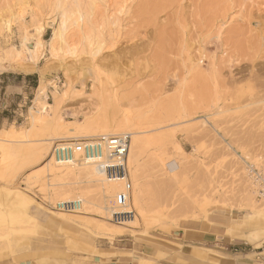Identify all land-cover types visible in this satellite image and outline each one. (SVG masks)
<instances>
[{
  "label": "rangeland",
  "instance_id": "1",
  "mask_svg": "<svg viewBox=\"0 0 264 264\" xmlns=\"http://www.w3.org/2000/svg\"><path fill=\"white\" fill-rule=\"evenodd\" d=\"M43 2V56L32 71L0 67V91L4 92L2 81L26 80L19 115L12 112L15 103L0 107V138L7 129L26 130L28 108L40 81L57 82L58 92L66 93L58 111L63 122L29 131L31 143H13L18 150L6 158L1 157L0 147V160H4L0 188L28 186L34 200L53 210L40 198L38 188L23 183V178L41 170L38 153L43 152L39 151L43 139L63 126L86 121L89 107L97 106L93 113L105 109L110 124L124 113L133 115L153 138L139 164L149 189L145 197L154 205L137 228L127 222L123 235L109 239L95 231L89 216L68 215L73 224L63 226L50 221L44 211L32 209V217L26 220L15 206H8V195L0 203V264H224L229 243L223 235L226 227H238L240 220L254 215L245 209L240 194L245 168L251 164L253 170L264 171V0H128V11L118 16L119 29L111 27L108 10L98 17L104 41L94 60L87 57L84 45L78 60L50 56L48 41L59 21V8L57 0ZM12 3L0 0V13L7 11L1 13L5 23L0 32V63L6 46L18 47L20 23L28 31L33 29L34 3L29 1L31 8L24 10L12 6L8 12L5 8ZM76 90L83 94L79 97ZM92 90L99 93L97 98L89 97ZM166 161L179 165L173 180L163 173ZM129 177L132 180L130 173ZM254 227L262 249L259 256L264 258V222ZM249 230L244 241L256 249L247 239ZM206 231L213 233L209 247L192 242ZM186 247L190 251L181 253ZM199 251L203 256L197 255Z\"/></svg>",
  "mask_w": 264,
  "mask_h": 264
},
{
  "label": "bare ground",
  "instance_id": "2",
  "mask_svg": "<svg viewBox=\"0 0 264 264\" xmlns=\"http://www.w3.org/2000/svg\"><path fill=\"white\" fill-rule=\"evenodd\" d=\"M29 1H32V3H34L32 4L34 6L32 7V9H30V15L32 16L33 21V25H31V27L33 26V29L32 31H28L27 26L24 23H20L19 29L21 37L19 45L18 47L6 46L4 48L5 54H3L4 57L5 55L6 57L5 59L3 58L4 61L0 63V67L3 70L14 69L20 72L32 71V68L34 67L33 65L36 64L45 50L44 39L41 38L44 28L41 24L42 19L40 20V17L42 18V14L44 13L41 12L40 5L43 1L47 2L48 5L49 0H13V3L5 9H8V12H12V6H16V8L18 7L19 10H24L26 6L29 7V5L31 4H29ZM127 1L128 0H57L55 4L59 8V21L52 30V34L48 41L49 51H46L50 52L49 54H51V57H56L55 59L62 58L63 60L64 58L61 57V55H67L70 59L78 60L77 58H79L78 56H80L81 54L79 53V48L84 45L85 48H88L86 53H89V55L86 56L89 58L91 57L90 59L94 60L95 55L100 54V50L102 48L101 44L104 41H102L103 28H99L102 23H97L98 17L102 15L101 13L104 10H108L110 12L108 19L111 20V27L113 25L115 29H119L120 24L118 22V16L121 13H126L128 11L126 4L130 3L131 0L130 2ZM2 11L4 10H1V13ZM23 12H20L19 15ZM1 13L0 32L2 29V25L5 23V18L2 17ZM8 15H10V13H8ZM99 20L101 21L102 17ZM39 83L40 84H38L35 91V96L32 99V105H30L28 108L29 124L26 127V130L22 132L20 130L12 128V130L7 129L6 131L8 132L5 134V136L0 138V147L3 149V151L6 150V153L5 151H2L3 155H1V157L3 156V158H6L15 149L18 150L19 145L18 147L13 146L16 142H30L31 139L27 138L30 135L29 131H32L35 128H44V126H47L46 124H50L53 126V124L55 125L58 122H63L62 116L58 111L61 108L60 105L65 99L64 96L66 95V93L58 92L57 82L53 84L50 82L44 83L43 81H40ZM90 92H92V94H90L89 96L90 98L93 96V98H97L95 96L98 92L93 90ZM75 93H77V95L80 97L82 91L76 90ZM50 96L51 99H53L51 101L53 103L49 101ZM102 102L104 103V99ZM92 103L94 102L92 101ZM104 106L102 108H104ZM96 108L89 107L90 112L88 111L87 113L90 114L86 121L83 120L84 122L73 123L65 127L63 126V130H54V132L57 131L55 134L52 131L54 135L51 134V137L47 136L48 138L42 140L44 145L41 144L42 142L38 143L39 146L43 145V148L40 146L41 150H39H43V152L38 153L37 151L38 155L40 154L41 156L40 159L43 160L40 168L41 170L38 169L36 171L34 170V172H28L23 178V183L25 182L32 187L38 188L36 191L40 192H37L38 194H40V198L44 199V201H46V203H48L52 207L54 206L53 203L58 200L59 202L64 201V199L80 200L81 204L77 210H75L74 212H67L56 209L52 210L44 206V204L41 205L37 202V200L33 199V195L31 196V194L29 193L31 189H29L28 186L25 190L18 189L17 187H11L8 189L0 188V203L4 201V198L10 195L9 199L7 200L8 206H15L18 212L20 210L21 214L23 213V216L26 217V220L32 217H30L29 212L32 209H36L38 211H44L46 214L50 215V221H52L56 225L72 226L73 220H71V216L68 215H77L84 218L89 216L95 221V231L101 234V236L103 235L105 237H108L109 239H113L116 236L123 235L127 228V226L125 227L127 222H129V227L137 228L140 219L146 220L148 214L147 212L152 210H148L149 206L151 208V205H154V203H151V200L148 203L147 198L145 197L146 193L149 192V189L145 181L142 180L139 158L141 157V154L145 152V150L149 147V145H151V143L153 142V138L150 135H147L148 131L141 128L140 122H138L139 120L135 119L133 115L130 116L131 114L129 115L127 113H124L122 119L120 118L117 122H113V124H110L108 121H105V109H99L103 113L101 112V114L98 113L99 115H96V112L93 113V110L96 111ZM45 128L47 129V127ZM123 133L130 134V142L128 146L129 150L127 154L129 188H126V181L106 180L102 175L99 166L94 162V160H74L63 162L58 160L56 161L51 154V144L56 142L57 140L88 139L90 137L118 135ZM30 146L28 147L27 145L28 148H30ZM31 147H33V145ZM31 149L30 151H32ZM35 149L33 150L34 152H36ZM34 152H32V154L35 156L34 160H36L39 156H37ZM3 161L4 160H0V163ZM162 167L164 170L163 173L167 175L166 178L169 180H173L176 173L179 171V165L175 161H166L164 162ZM262 170H253L251 164H248L247 168H245V179L241 180V185L239 187L240 194L242 200L244 201L245 209H248L254 215H250L246 220H240L238 227L234 226L233 229L230 227H226L223 235L228 236L232 242L243 241V239L246 238L248 230L250 229V234L248 235L247 239L250 242H253L256 245L255 247L259 246L258 232L254 231L256 230L254 226L257 225L260 221L264 222V171ZM129 173L132 177L133 183L132 180H130ZM162 181L164 182L163 179ZM158 182L159 181H157V183ZM164 186L165 184L160 187L163 188ZM122 190H125L128 193L129 200L127 201L125 206L120 207L117 205L114 197L118 191ZM149 198L150 197H148V199ZM156 206L154 209H156ZM134 207L136 209L138 217ZM126 210L132 211V218L127 219L124 222L112 221L114 212ZM1 211L2 210H0V212ZM109 220H111L112 222ZM23 231L26 232V230ZM27 231H29V229ZM202 254L203 253L201 251L197 253V255L200 257L203 256ZM139 264H148V262L140 261Z\"/></svg>",
  "mask_w": 264,
  "mask_h": 264
},
{
  "label": "built area",
  "instance_id": "3",
  "mask_svg": "<svg viewBox=\"0 0 264 264\" xmlns=\"http://www.w3.org/2000/svg\"><path fill=\"white\" fill-rule=\"evenodd\" d=\"M130 134L107 135L90 137L88 139L57 140L51 146V154L57 161L84 160L94 162L99 166L106 180L126 181L129 188L127 154L129 150ZM118 206L123 207L129 200L125 190L115 194ZM80 200H64L52 208L67 212H74L80 207ZM113 220L124 222L132 218V211H116Z\"/></svg>",
  "mask_w": 264,
  "mask_h": 264
},
{
  "label": "crops",
  "instance_id": "4",
  "mask_svg": "<svg viewBox=\"0 0 264 264\" xmlns=\"http://www.w3.org/2000/svg\"><path fill=\"white\" fill-rule=\"evenodd\" d=\"M25 81L24 77L21 79L14 77L13 80L2 81L4 82V86H2L4 92L0 91V107L3 108L6 104L11 105V103H15L17 106L12 109V112H14L16 116L22 111L21 107H19L22 103L19 102L25 101ZM212 237L213 233L211 231H206L201 236L194 238L192 242L199 243L197 245L204 244L200 246L209 247L210 243H212ZM225 240H228L229 243H227L225 247V252L228 254V257L223 260L224 264H264L263 256H259L262 252L261 248L256 247V249H253V247L250 246V243L248 244L244 239L243 241H239L243 243H230L232 242L230 238L225 236ZM190 249L191 247L182 248L180 252L186 254ZM151 252H153V250ZM253 254H255V256H253Z\"/></svg>",
  "mask_w": 264,
  "mask_h": 264
}]
</instances>
